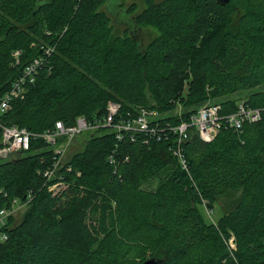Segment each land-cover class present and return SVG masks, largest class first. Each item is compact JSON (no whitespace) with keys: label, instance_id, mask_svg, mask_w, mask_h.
<instances>
[{"label":"trees","instance_id":"16d2710c","mask_svg":"<svg viewBox=\"0 0 264 264\" xmlns=\"http://www.w3.org/2000/svg\"><path fill=\"white\" fill-rule=\"evenodd\" d=\"M107 1L0 0V98L41 46L56 47L1 124L42 133L58 121L101 119L109 102L123 116L181 107L182 118L167 119L174 124L209 101L223 114L240 102L264 108V0H145L132 18L158 31L147 45L117 34L101 10ZM117 144L113 133H92L57 194L44 188L55 155L42 139L0 163V209L29 191L35 197L0 243V264H129L138 254L137 264H264V115L211 143L191 132L189 174L168 142L145 146L140 137L120 149L131 161L115 172L107 157ZM228 199V211L207 222L202 206Z\"/></svg>","mask_w":264,"mask_h":264},{"label":"built area","instance_id":"2783aa9c","mask_svg":"<svg viewBox=\"0 0 264 264\" xmlns=\"http://www.w3.org/2000/svg\"><path fill=\"white\" fill-rule=\"evenodd\" d=\"M41 51L42 54L24 68L22 75L0 98V161H9L25 154L30 150L33 140L42 139L55 155L53 164L42 171L44 188L52 194L61 192L67 186L64 175L73 169L68 164L67 155L76 139L86 132H109L115 135L118 144L107 157L108 164L115 172L121 165L131 161L130 155L122 154L124 144L137 143L140 137L145 146H150L153 141L168 142V153L181 169L189 174L185 144L190 139L191 132H195L202 142L211 143L222 130L229 129L241 133L245 125L257 124L263 119L264 108H253L244 102H240L237 111L231 114H223L222 107L218 104L207 103L178 124L167 121L169 117L174 116L169 115L171 112L161 114L156 110L142 108L135 115L129 113L123 116L120 114L121 105L109 102L107 114L101 119L89 121L85 117H79L76 123L70 126L58 121L52 129L42 133L31 132L25 127L1 124V117L11 109L12 102L24 99L26 88L34 84L42 69L50 64L56 47L41 46ZM20 54L16 52L15 57L18 59ZM179 110L175 116L182 118V108L179 107ZM34 198V192L29 191L24 199L16 198L8 207L0 209V243L8 241V231L13 226V219L25 211ZM230 244L231 249L236 248L233 239Z\"/></svg>","mask_w":264,"mask_h":264},{"label":"rangeland","instance_id":"374dc122","mask_svg":"<svg viewBox=\"0 0 264 264\" xmlns=\"http://www.w3.org/2000/svg\"><path fill=\"white\" fill-rule=\"evenodd\" d=\"M122 2L121 0H108L107 3L101 8V10H104L112 19V23H114L116 26H113L117 32V34L123 36V35H129V36H137L139 39H142L144 42V45H147L155 36L158 35V31L154 28H145L140 26L138 28V31L134 25V20L132 17H134L136 14H139L145 7L146 3L145 0H126L124 1V5L121 6ZM135 5L137 8V11L134 13H125V10L127 7H131L132 5ZM234 18H237L236 16ZM140 29V30H139ZM212 103V102H207ZM206 103V104H207ZM215 104V103H212ZM180 110L179 108L175 110L172 114L175 116L176 113H178ZM92 133L86 132L79 136L75 143L71 146V149L69 150V154L67 155V160H69L73 154L77 151H80L84 148L85 143L90 138ZM27 154V153H26ZM2 163V161H0ZM157 182L154 183V188H156ZM231 202L230 199H228V204L226 205L224 201H219L216 203V206L213 210L203 205L202 214L205 217L207 222L216 223L220 217H222L227 211V206L229 207V203ZM143 255V253H142ZM141 258V254H138V256L134 255L132 258V261L129 264H137L139 263V260Z\"/></svg>","mask_w":264,"mask_h":264},{"label":"water","instance_id":"95a60500","mask_svg":"<svg viewBox=\"0 0 264 264\" xmlns=\"http://www.w3.org/2000/svg\"><path fill=\"white\" fill-rule=\"evenodd\" d=\"M219 2H222L223 4H226L228 3L230 0H218ZM125 13H128L127 10H125ZM134 20V19H131V21ZM137 31H138V28L135 24V22H133ZM140 30V29H139ZM134 38H136L138 40V37L133 35ZM142 264H165V260L164 259H157V258H150L148 260H146L145 262H143Z\"/></svg>","mask_w":264,"mask_h":264}]
</instances>
